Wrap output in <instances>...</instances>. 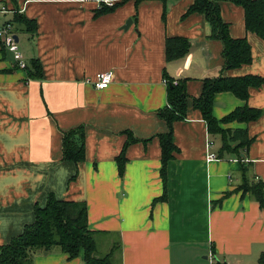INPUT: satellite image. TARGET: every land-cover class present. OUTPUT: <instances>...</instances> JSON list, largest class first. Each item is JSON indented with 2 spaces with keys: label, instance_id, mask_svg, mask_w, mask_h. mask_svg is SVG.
Instances as JSON below:
<instances>
[{
  "label": "crops",
  "instance_id": "obj_1",
  "mask_svg": "<svg viewBox=\"0 0 264 264\" xmlns=\"http://www.w3.org/2000/svg\"><path fill=\"white\" fill-rule=\"evenodd\" d=\"M192 2L169 1L163 16L162 0H0L35 21V34L15 26L26 33L29 46L21 52L27 64L41 65V78L28 79L0 52V246L31 224L34 208L52 194L86 205L96 255L118 247V264H210L209 254L221 264H258L264 207L244 189L262 183L264 193V84L250 88L246 102L231 92L215 94L217 121L243 106L262 111L256 121L220 125L246 131L251 144L216 161H206L207 142L217 154L220 138L208 133L192 102L205 79H264V40L246 32L241 7L222 2L230 37L245 39L252 57L250 64L223 70L222 45L208 38L204 17H183ZM102 5L114 8L97 14ZM168 37L188 40L185 57L166 62ZM106 71L113 73L111 84L94 89L90 82ZM164 72L175 82L186 80L188 106L185 118L172 125L178 152L163 183L158 136L168 132L159 116L167 106ZM80 127L85 156L75 165L62 160L61 139ZM164 192L166 199L155 202ZM33 264L84 263L53 248L34 254Z\"/></svg>",
  "mask_w": 264,
  "mask_h": 264
},
{
  "label": "trees",
  "instance_id": "obj_2",
  "mask_svg": "<svg viewBox=\"0 0 264 264\" xmlns=\"http://www.w3.org/2000/svg\"><path fill=\"white\" fill-rule=\"evenodd\" d=\"M125 0H123L124 2ZM140 1V0H136ZM163 16L166 12V4L170 1L162 0ZM230 2L243 9L244 26L247 33H253L264 40V0H193L183 17L191 14H200L209 25V39L216 40L222 45L221 56L223 58V70H231L252 61L251 50L245 39H232L229 35V27L221 19L220 4ZM117 4H115L116 6ZM114 5L108 9L102 5L97 14L110 12ZM13 23L22 28L28 34H35V21L27 20L23 15L15 14ZM190 44L182 37H168L165 39V60L171 62L179 60L188 53ZM28 79L41 78V65L37 60H31L25 69ZM167 91V106L159 112V116L165 121L168 132L158 136L161 148L160 176L163 183L166 181V166L178 152L173 141L172 125L176 121L183 120L186 116L188 96L185 89V81H174L166 72L163 73ZM264 84V79L259 76H243L237 78L216 77L205 79L202 82L201 95L194 99L192 106L201 113L211 136L220 138L221 147L216 157L221 159L225 153L240 154V149L247 150L251 144L244 130L222 129L220 125L233 122L249 123L256 121L262 111L248 106L236 108L227 116L217 121L212 116V105L215 94L231 92L238 99L246 102L249 89H257ZM62 160L78 165L84 161V137L83 128L73 129L62 136ZM231 143L237 145L232 148ZM124 151L117 157L119 176L124 171ZM250 192L260 207H264L263 184H248L245 189ZM166 193L155 200L164 201ZM34 220L25 225L22 232L12 238L7 244L0 246V264H33V256L39 252H48L57 248L69 260L81 257L84 264H118L115 262L114 253L111 250L105 256L96 255L94 234L87 222V210L84 203L66 202L56 199L48 194L44 206L34 208ZM258 264H264V253L258 258Z\"/></svg>",
  "mask_w": 264,
  "mask_h": 264
},
{
  "label": "built area",
  "instance_id": "obj_3",
  "mask_svg": "<svg viewBox=\"0 0 264 264\" xmlns=\"http://www.w3.org/2000/svg\"><path fill=\"white\" fill-rule=\"evenodd\" d=\"M108 4V1H104ZM20 10L9 7L7 4L0 5V52H6L11 57V65L13 68L25 71L27 68V62L19 47L18 29L11 20L6 18L7 15H14L20 13ZM113 80V73L111 71L101 72L96 75L95 79L91 81V85L96 90H105L111 84ZM213 147L211 141L207 142V162L216 161L218 158L210 149ZM208 260L210 264H216L215 258L209 254Z\"/></svg>",
  "mask_w": 264,
  "mask_h": 264
},
{
  "label": "rangeland",
  "instance_id": "obj_4",
  "mask_svg": "<svg viewBox=\"0 0 264 264\" xmlns=\"http://www.w3.org/2000/svg\"><path fill=\"white\" fill-rule=\"evenodd\" d=\"M25 34L24 32L20 31V29L18 30V37H19V47L20 50L23 48H26L29 46V43L25 40ZM22 51V50H21ZM9 55H7V60H9Z\"/></svg>",
  "mask_w": 264,
  "mask_h": 264
},
{
  "label": "water",
  "instance_id": "obj_5",
  "mask_svg": "<svg viewBox=\"0 0 264 264\" xmlns=\"http://www.w3.org/2000/svg\"><path fill=\"white\" fill-rule=\"evenodd\" d=\"M130 24H131V20H128L127 22H126V24H125V26L123 27V29L125 30V29H127L129 26H130ZM216 264H221L219 261H216Z\"/></svg>",
  "mask_w": 264,
  "mask_h": 264
}]
</instances>
